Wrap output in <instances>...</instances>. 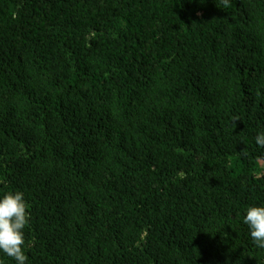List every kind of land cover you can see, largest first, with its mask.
Listing matches in <instances>:
<instances>
[{"label":"trees","instance_id":"trees-1","mask_svg":"<svg viewBox=\"0 0 264 264\" xmlns=\"http://www.w3.org/2000/svg\"><path fill=\"white\" fill-rule=\"evenodd\" d=\"M258 133L264 0H0V196L24 194L26 264H264Z\"/></svg>","mask_w":264,"mask_h":264},{"label":"clouds","instance_id":"clouds-1","mask_svg":"<svg viewBox=\"0 0 264 264\" xmlns=\"http://www.w3.org/2000/svg\"><path fill=\"white\" fill-rule=\"evenodd\" d=\"M225 7L229 0H222ZM256 143L264 147V133H258ZM183 178V173L180 174ZM23 192H7L0 196V252L13 258L16 264H26L24 253V228L28 225L30 214ZM243 222L248 225L250 237L258 248H264V206L247 208Z\"/></svg>","mask_w":264,"mask_h":264}]
</instances>
